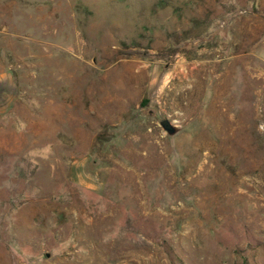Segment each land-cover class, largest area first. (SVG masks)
Masks as SVG:
<instances>
[{
    "label": "rangeland",
    "instance_id": "rangeland-1",
    "mask_svg": "<svg viewBox=\"0 0 264 264\" xmlns=\"http://www.w3.org/2000/svg\"><path fill=\"white\" fill-rule=\"evenodd\" d=\"M0 264H264V0H0Z\"/></svg>",
    "mask_w": 264,
    "mask_h": 264
},
{
    "label": "water",
    "instance_id": "water-1",
    "mask_svg": "<svg viewBox=\"0 0 264 264\" xmlns=\"http://www.w3.org/2000/svg\"><path fill=\"white\" fill-rule=\"evenodd\" d=\"M161 126L171 136L175 135L178 132V129L168 120L162 121Z\"/></svg>",
    "mask_w": 264,
    "mask_h": 264
}]
</instances>
